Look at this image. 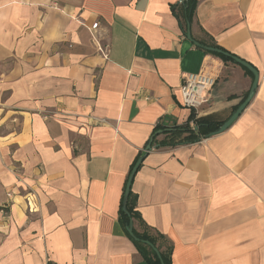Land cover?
<instances>
[{
	"label": "crops",
	"instance_id": "1",
	"mask_svg": "<svg viewBox=\"0 0 264 264\" xmlns=\"http://www.w3.org/2000/svg\"><path fill=\"white\" fill-rule=\"evenodd\" d=\"M0 0V264H146L121 226L130 190L172 264H264V0ZM97 23L96 29L91 26ZM214 136L144 148L156 124L187 121L186 74L216 79L197 117Z\"/></svg>",
	"mask_w": 264,
	"mask_h": 264
},
{
	"label": "trees",
	"instance_id": "2",
	"mask_svg": "<svg viewBox=\"0 0 264 264\" xmlns=\"http://www.w3.org/2000/svg\"><path fill=\"white\" fill-rule=\"evenodd\" d=\"M179 4L182 5V15L180 17V15L176 13V16L178 17L180 27L185 34L186 21L190 22L193 17L196 0L182 1ZM209 46L226 52L215 44H210ZM213 55L219 57L224 62L231 61L229 58L222 55ZM243 70L245 74L253 78L251 72L244 68ZM246 96L247 95H245L244 99ZM223 122L224 120H219L214 116L197 117L194 111L190 112L187 121L183 124H176L169 119H162L154 127L147 145L150 144L151 148L160 149L175 148L178 146L198 143L203 139L210 137L211 133L218 129ZM194 127H197V130H194ZM141 156L142 154H138L130 167L129 173L137 159ZM124 191L125 187L120 200L118 219L124 229L129 224V222L132 223V231L135 238H131L126 232L129 239L132 241L146 264H172L171 244L165 236L160 234L155 229H152L144 222L140 213L136 210V195L131 190H129L128 193L125 212L123 211ZM144 241L149 242L158 250L159 257L152 251L150 247L143 243Z\"/></svg>",
	"mask_w": 264,
	"mask_h": 264
},
{
	"label": "water",
	"instance_id": "3",
	"mask_svg": "<svg viewBox=\"0 0 264 264\" xmlns=\"http://www.w3.org/2000/svg\"><path fill=\"white\" fill-rule=\"evenodd\" d=\"M183 1H188V0H183ZM186 37L188 40H190L194 45L199 46V44L195 41H193L191 39V34H190V22L186 21ZM204 49L209 52V53H213V54H218V55H222L224 57H227L229 59H231L234 63H236L237 65L243 67L244 69H246L247 71L251 72L253 75V79L251 82V86L249 88V91L247 93L246 98L243 100V102L237 107V109L219 126L218 129H216L214 132L211 133L210 136H214V135H218L224 131H226L230 125L240 116V114L244 111V109L247 107V105L250 103V101L252 100V98L254 97V94L256 92V88L258 85V72L256 71V69L250 65L249 63L235 57V56H231L230 54L223 52L219 49L216 48H212V47H204ZM194 130H197V127H194ZM160 133V132H159ZM152 148L150 146V144H148L145 147V154L150 151ZM144 156H141L137 159L136 163L134 164L133 168L131 169L128 178H127V182L125 185V191H124V197H123V211L125 212V205H126V201H127V197H128V193L130 190V186L132 183V180L138 170V168L140 167L142 161H143ZM125 230L127 232V234L131 237V238H135L133 231H132V223L129 222V224L125 227ZM145 245H147L148 247H150L152 249V251L159 257V252L158 250L149 242L144 241L143 242Z\"/></svg>",
	"mask_w": 264,
	"mask_h": 264
},
{
	"label": "built area",
	"instance_id": "4",
	"mask_svg": "<svg viewBox=\"0 0 264 264\" xmlns=\"http://www.w3.org/2000/svg\"><path fill=\"white\" fill-rule=\"evenodd\" d=\"M182 1H180L181 3ZM97 23L91 28L94 30ZM216 79L208 73L198 72L196 74H186L180 84V96L182 105L198 113L202 105L207 102V92L215 85Z\"/></svg>",
	"mask_w": 264,
	"mask_h": 264
}]
</instances>
